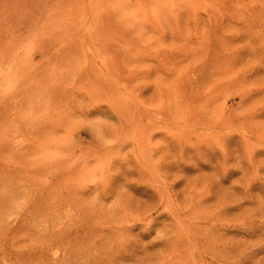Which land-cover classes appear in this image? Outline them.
Masks as SVG:
<instances>
[{
    "label": "rangeland",
    "instance_id": "obj_1",
    "mask_svg": "<svg viewBox=\"0 0 264 264\" xmlns=\"http://www.w3.org/2000/svg\"><path fill=\"white\" fill-rule=\"evenodd\" d=\"M0 264H264V0H0Z\"/></svg>",
    "mask_w": 264,
    "mask_h": 264
}]
</instances>
